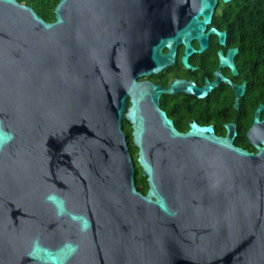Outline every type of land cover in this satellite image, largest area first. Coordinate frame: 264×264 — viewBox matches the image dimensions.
Returning a JSON list of instances; mask_svg holds the SVG:
<instances>
[{"label": "water", "instance_id": "1", "mask_svg": "<svg viewBox=\"0 0 264 264\" xmlns=\"http://www.w3.org/2000/svg\"><path fill=\"white\" fill-rule=\"evenodd\" d=\"M219 1L59 0L46 21L0 0V264H264L263 104L253 152L233 125L178 131L159 106L178 81L138 79L178 43L185 65L191 39L224 45ZM236 52H219L233 74Z\"/></svg>", "mask_w": 264, "mask_h": 264}, {"label": "flooded vegetation", "instance_id": "2", "mask_svg": "<svg viewBox=\"0 0 264 264\" xmlns=\"http://www.w3.org/2000/svg\"><path fill=\"white\" fill-rule=\"evenodd\" d=\"M210 26L216 27L213 24V17L208 27ZM217 30L225 32L224 45L219 43V37L215 33L208 35L206 45L202 50H200L199 41L195 38L191 39L192 51L188 53L187 65H185L183 62L186 53L185 45L178 43L174 47L172 62L164 65L158 71L138 79L151 81L162 88L178 81L173 92H164L159 98L160 108L171 119L173 126L178 131L186 132L192 124H197L199 126H211L217 135L224 136L227 132L226 125L229 124L230 126L233 125L236 132L235 145L247 150L255 149L257 140L253 137L251 141L247 132L253 125L256 108L263 103L254 106L252 115L250 114L254 102L249 96L247 97L248 81L244 69L237 60L240 49L236 45H231L232 40L229 31L219 28ZM229 48H237L233 57L237 69L236 74L231 72L229 66L220 64L219 52L222 51L223 54H226ZM168 50V46H163L161 52L165 54ZM241 83H245L244 94L238 98L237 107H235L234 87ZM187 85L194 86L195 92L187 91ZM263 114L264 104L259 112L260 120L264 119ZM255 127L254 130L257 132L264 130L263 124Z\"/></svg>", "mask_w": 264, "mask_h": 264}, {"label": "trees", "instance_id": "3", "mask_svg": "<svg viewBox=\"0 0 264 264\" xmlns=\"http://www.w3.org/2000/svg\"><path fill=\"white\" fill-rule=\"evenodd\" d=\"M59 0H20L31 6L46 21L55 19L54 8ZM213 24L230 33L232 43L240 49L237 60L245 71L248 81L247 97L253 99V106L264 104V0H231L218 2L213 15ZM128 104V103H127ZM264 115V114H263ZM122 128L135 168V185L145 193L148 184L136 161L137 148L132 144L131 126L123 120ZM243 137V134H241ZM249 149V148H248ZM255 151V149H249Z\"/></svg>", "mask_w": 264, "mask_h": 264}, {"label": "bare ground", "instance_id": "4", "mask_svg": "<svg viewBox=\"0 0 264 264\" xmlns=\"http://www.w3.org/2000/svg\"><path fill=\"white\" fill-rule=\"evenodd\" d=\"M256 127H254V129H255ZM253 133V132H252Z\"/></svg>", "mask_w": 264, "mask_h": 264}]
</instances>
